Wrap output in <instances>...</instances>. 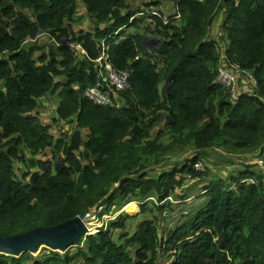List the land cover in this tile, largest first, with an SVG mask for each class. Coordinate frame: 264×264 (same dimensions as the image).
Segmentation results:
<instances>
[{
  "label": "trees",
  "instance_id": "trees-1",
  "mask_svg": "<svg viewBox=\"0 0 264 264\" xmlns=\"http://www.w3.org/2000/svg\"><path fill=\"white\" fill-rule=\"evenodd\" d=\"M131 1L0 0V235L58 225L97 205L102 216L136 200L142 214L152 200L163 216L164 208L177 204L159 202L188 176L210 174L203 158L214 147L260 148L264 154V0H170L174 13L164 20L151 12L154 27L145 31L138 21L148 16ZM133 1L149 8L159 3ZM78 3L94 18L93 30L75 31ZM220 15L225 35L220 51L252 70L258 82L255 88L247 84L234 102L211 69L220 51L209 28ZM41 32L59 43L50 53L36 41ZM145 34L159 36L158 46L146 45ZM75 40L89 57L73 55L67 41ZM102 42L116 68L132 71V87L119 93L123 105L115 100L99 106L84 95L94 82L92 59ZM171 73L175 78L167 92ZM55 92L54 120L75 124L69 136H56L38 114L40 99ZM164 115L165 125L156 128ZM167 132L171 145L161 141ZM175 144L196 151L180 166L150 175L151 159ZM24 148L36 156L20 178L16 165L25 161ZM46 150L57 158L54 164L36 158ZM198 160L205 163L202 172L194 166ZM199 196L198 206L181 215L165 242L169 221L160 225L155 213L116 240L115 231L133 218L121 211L71 246L74 252L51 250L31 261L27 252L0 253V264H155L163 243L172 256L169 264H264V173L247 165L205 182Z\"/></svg>",
  "mask_w": 264,
  "mask_h": 264
},
{
  "label": "rangeland",
  "instance_id": "rangeland-1",
  "mask_svg": "<svg viewBox=\"0 0 264 264\" xmlns=\"http://www.w3.org/2000/svg\"><path fill=\"white\" fill-rule=\"evenodd\" d=\"M159 3L157 5H154L152 8H149L147 5L144 4L143 1H131V7L132 8H138L139 11L144 13V16H139L140 21H138V28L142 31H145L144 28L149 27L150 29H153L154 22H150L149 14L151 12H159L162 14L164 20H167L169 15H172L175 11V8L172 9L174 3L170 0H158ZM171 4H170V2ZM106 23L103 22L101 25L103 26ZM222 24V16L220 15L219 18L215 20V22L211 25L209 28V38H212L216 40L217 45L221 48L224 45L225 42V35L221 29ZM73 27L75 31H91L96 27V23L94 18L90 13H88L85 9V6L82 3L77 4V14L75 16V21L73 22ZM133 31V29H132ZM150 35V34H149ZM159 39L160 37L153 35L147 37V43L152 48L156 46V43H152V39ZM38 44L43 45L45 48V52L50 53L52 48H56V46L59 44L57 43L56 39H53L49 34H46L44 32H41L39 37L36 40ZM160 43V42H159ZM58 96L57 92L50 93L40 99V105L38 107V114H40V119L46 123L51 124L50 131L54 133L56 136L63 135H71V132L75 128L74 123H64L59 122L55 123L54 118L56 117V106L58 105ZM118 105H123L125 100L121 98V96H118ZM162 121L159 122L158 126L156 128H161L165 125L166 117L165 115L161 119ZM156 131L154 129L153 133ZM155 134V133H154ZM154 136V135H153ZM161 141L165 145H171L173 141V135L167 132L165 136L161 139ZM213 149H216L217 151H213ZM212 150H210L209 155H205L203 160L206 162L207 167L210 170V174H205L202 177L197 178L196 180L192 179L190 176L187 177L186 182L177 187L176 190L172 193V198L177 201V206L174 209H178L181 213L184 210L190 211L193 208H196L198 204L200 203L199 194L202 189V185L205 182L211 181L212 179H218L219 177L227 178L231 175H235L240 169L245 168L247 165H253L254 169H257L259 172L264 173V154L260 151V148L253 149V150H226L225 148L221 146L214 147ZM196 151L193 145H185L181 146L179 144H175L171 147V149L167 150L165 153L160 152L157 156L153 157L150 161V168H149V174L150 175H158L159 172L170 170L174 167H178L182 164L184 160L187 158H190L193 153ZM25 161L18 162L16 165V173L21 178L22 172L27 170L28 163L27 161L30 159L35 158V156L30 152L29 149L24 148ZM53 154L51 153V150H46L39 154L36 158H44V159H51L52 164L56 162L57 158H52ZM33 170V169H32ZM31 170V171H32ZM24 179V178H23ZM26 180V179H24ZM234 187V186H233ZM157 199V197H156ZM197 199V202H195ZM138 200H142V198H139ZM152 200H149L147 204V212L142 214L140 212L141 204L139 201H131L135 202L137 204V209L135 211L129 212L124 210V208H121L120 210H117L116 206H112V208L102 216H100V211H104L102 207H99L98 205L95 206L91 211V215L93 217V221L95 222V227L100 228L103 226V224L107 225L109 221L114 219L120 211L124 210L125 212L131 214L134 216V218H130L127 220V228L125 230H129V232H133V230L136 228L138 220H142L145 217H152V215L155 213L159 215V218L162 219L160 225L165 226L167 224V220L169 217H163L160 216L161 210L154 207ZM187 205H190L188 208ZM151 207H154L149 210ZM169 208V207H168ZM153 210V211H152ZM183 215V214H180ZM165 219V220H164ZM179 220H183L179 219ZM169 221V220H168ZM95 228V229H96ZM164 229L165 227L162 226ZM124 232V230H116L115 231V239L119 240V235ZM71 252L76 251V247H69L67 248ZM67 249L62 250L66 251ZM55 251L56 248L52 249L50 246L46 244H40L38 248L34 251H27L28 259L30 261L33 259V257L41 258L43 253L49 252V251ZM1 253V252H0ZM22 252L16 254L17 256L21 255Z\"/></svg>",
  "mask_w": 264,
  "mask_h": 264
},
{
  "label": "built area",
  "instance_id": "built-area-1",
  "mask_svg": "<svg viewBox=\"0 0 264 264\" xmlns=\"http://www.w3.org/2000/svg\"><path fill=\"white\" fill-rule=\"evenodd\" d=\"M76 58L89 57L88 50L83 46L80 41H68L67 43ZM218 47V51H220ZM95 79L94 82L89 85L84 92V95L88 100L99 106H110L117 101V96L121 91L130 89L132 87L130 68L118 69L114 66L109 59L108 46L102 42L101 53L94 59ZM212 71L216 73V82L225 88L231 95V100L234 102L238 99L239 95L243 92V88H247V84L252 85L253 88L257 87V77L252 70L243 68L239 63L230 61L228 55L225 52H219V60ZM251 92L253 91L250 90ZM197 171L205 170V163L203 160H198L194 164ZM253 181V180H252ZM170 201L177 204V201L172 198V194L166 197L162 202ZM121 212V211H120ZM187 213L186 210L181 213L179 210L164 208L162 211L163 217H169L168 227L164 233L163 242L166 241L167 233L175 226L178 219L181 218L180 214ZM119 213H117L118 215ZM116 215V216H117ZM97 228L93 232L89 228L84 236L94 234ZM166 244L163 243L159 247V258L155 264H169L172 256L168 257V253L165 252ZM168 257V258H167Z\"/></svg>",
  "mask_w": 264,
  "mask_h": 264
},
{
  "label": "water",
  "instance_id": "water-1",
  "mask_svg": "<svg viewBox=\"0 0 264 264\" xmlns=\"http://www.w3.org/2000/svg\"><path fill=\"white\" fill-rule=\"evenodd\" d=\"M145 37V44L148 45L149 43L147 42L149 41H147V37H149V35L146 34ZM153 42L156 43L155 47H157L160 41L159 39L153 38L152 43ZM150 48L153 49L152 47ZM174 78V73H171L167 77V92L173 84ZM91 216V213H88L83 217L76 216L58 225L38 227L12 236L0 235V252L17 256L16 254L20 252L23 253L36 250L40 244H46L52 249L56 248L55 251L62 252V250L78 245L81 242V239L88 229L86 220Z\"/></svg>",
  "mask_w": 264,
  "mask_h": 264
},
{
  "label": "bare ground",
  "instance_id": "bare-ground-1",
  "mask_svg": "<svg viewBox=\"0 0 264 264\" xmlns=\"http://www.w3.org/2000/svg\"><path fill=\"white\" fill-rule=\"evenodd\" d=\"M137 209V204H135V202H129L124 206V210L132 212L135 211ZM95 222L93 221V217L91 216L90 218H88L86 220V226L87 228H89L90 230H92L93 232L95 231Z\"/></svg>",
  "mask_w": 264,
  "mask_h": 264
},
{
  "label": "crops",
  "instance_id": "crops-1",
  "mask_svg": "<svg viewBox=\"0 0 264 264\" xmlns=\"http://www.w3.org/2000/svg\"><path fill=\"white\" fill-rule=\"evenodd\" d=\"M169 2H170V1H169ZM170 4H171V2H170ZM173 8H175V5H173L172 9H173ZM118 96H120V95H118ZM118 96H117V98H118ZM195 200H196L195 202H197V199H195ZM124 206H125V205H124ZM124 206H123V208H124ZM186 206L189 207L190 205H187V204H186ZM189 208H190V207H189ZM122 211L125 212L124 210H122ZM132 216H133V215H132ZM133 218H134V216H133ZM139 221H140V220H138V222H139ZM138 222H137V223H138ZM103 225H105V224H103ZM125 229H126V228H125ZM125 229H117V230H124V231H126ZM133 231H134V230H133ZM74 246H75V245H74Z\"/></svg>",
  "mask_w": 264,
  "mask_h": 264
},
{
  "label": "clouds",
  "instance_id": "clouds-1",
  "mask_svg": "<svg viewBox=\"0 0 264 264\" xmlns=\"http://www.w3.org/2000/svg\"><path fill=\"white\" fill-rule=\"evenodd\" d=\"M145 35H146V34H145ZM145 35H144V36H145ZM118 95H119V94H118ZM117 101H118V100H117ZM97 231H98V228H97ZM97 231H96V232H97ZM96 232H95V233H96ZM95 233H94V234H95ZM85 238H86V236H84L82 239L84 240ZM82 239H81V242H82ZM81 242H80V243H81ZM80 243H79V244H80ZM79 244H78V245H79ZM75 246H77V245H75Z\"/></svg>",
  "mask_w": 264,
  "mask_h": 264
}]
</instances>
